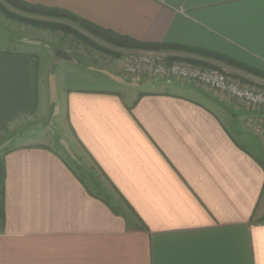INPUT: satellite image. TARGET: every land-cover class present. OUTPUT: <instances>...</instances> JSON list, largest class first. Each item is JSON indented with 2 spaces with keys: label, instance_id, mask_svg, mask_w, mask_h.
Wrapping results in <instances>:
<instances>
[{
  "label": "crops",
  "instance_id": "crops-1",
  "mask_svg": "<svg viewBox=\"0 0 264 264\" xmlns=\"http://www.w3.org/2000/svg\"><path fill=\"white\" fill-rule=\"evenodd\" d=\"M22 1L264 71V0ZM10 11L18 21L0 13V154L10 148L0 264H264V168L238 145L252 131L243 119L262 113L195 83L126 77L100 52L50 61L54 38L41 33L51 30ZM25 116L31 128L8 146L1 132Z\"/></svg>",
  "mask_w": 264,
  "mask_h": 264
},
{
  "label": "trees",
  "instance_id": "trees-1",
  "mask_svg": "<svg viewBox=\"0 0 264 264\" xmlns=\"http://www.w3.org/2000/svg\"><path fill=\"white\" fill-rule=\"evenodd\" d=\"M10 9H15L27 14L43 16L47 18V20H36V19H27V18L23 20L30 24L42 25L52 30H57V31L59 30L63 34H69L75 37L76 39L81 40L85 44L93 47L94 49H97L100 52L104 53L105 55L111 57H115V58L119 57L120 50L123 49H155V50L165 49L170 51L171 50L187 51L205 57L209 60L217 61L223 65H226L227 67H230L237 71H242L246 74L252 75L264 81L263 70L216 51L203 49L199 47H190L181 44H174V43L141 42L133 38L120 35L113 31L99 27L75 15L74 13L64 9L27 3L22 0H0V12L4 14L6 17L17 18L13 14V12L10 11ZM63 21H68L70 23L77 25V27L82 29L86 34L80 31L79 29H77L76 27L69 25L68 23ZM90 36L98 41H101L103 44L95 41ZM188 61L192 62L193 64L216 68L221 72L225 71L221 66L218 65H214V64L211 65L199 60H188ZM226 73L239 79L242 83H246V84L252 83L251 80L238 75L237 72L230 73L226 71ZM238 145L240 148L246 150L264 168V164L261 163L255 157V155L246 145H243L241 141L238 142ZM8 150H10V148L2 152V154H0V225L4 218L3 200H2L3 197L2 181H3L4 171L2 164V156Z\"/></svg>",
  "mask_w": 264,
  "mask_h": 264
},
{
  "label": "built area",
  "instance_id": "built-area-1",
  "mask_svg": "<svg viewBox=\"0 0 264 264\" xmlns=\"http://www.w3.org/2000/svg\"><path fill=\"white\" fill-rule=\"evenodd\" d=\"M170 50L123 49L119 64L129 78L148 80H175L195 83L226 99H235L248 111L264 110V90L242 83L239 79L216 68L175 59ZM252 130L264 144V115L253 118Z\"/></svg>",
  "mask_w": 264,
  "mask_h": 264
},
{
  "label": "rangeland",
  "instance_id": "rangeland-1",
  "mask_svg": "<svg viewBox=\"0 0 264 264\" xmlns=\"http://www.w3.org/2000/svg\"><path fill=\"white\" fill-rule=\"evenodd\" d=\"M25 14L26 15H32V14H27V13H25ZM2 15H3V17H6L4 14H2ZM33 16L34 17L37 16L36 20H40V19H38V15H33ZM6 18L11 19V21H15V22L18 21V20H16V18H10V17H6ZM22 22L24 24L30 25L31 27L32 26L36 27L38 25V24L27 23L24 20ZM63 22H66L69 25H72V26L76 27L77 29H79L80 31H82L83 33H85L82 29L78 28L77 25H75L73 23H70L68 21H63ZM49 30H51V31H43L44 33H41V34L42 35L44 34V37H46V38L48 37L50 41H51V39L53 40V38H54L53 42H55V43L52 46L51 45L49 46L50 49H51V53H50V57H49L50 61H58L57 59H60L59 63H62V61H66V60H69V59L76 60V59H79V58L81 59L83 57L94 58V56H95L94 54H96L97 52H100L99 50L94 49L93 47L85 44L81 40H78V39H76L75 37H73V36H71L69 34H63L59 30L58 31L57 30H52V29H49ZM10 32H15V31H10ZM26 32H28L30 37H32L31 36L32 33H33V35H35V33L37 31H26ZM2 33H5V31L4 32L2 31ZM91 38H93V37H91ZM94 40L99 42V43H101V44H103L101 41H98L96 39H94ZM41 42H44V39H41ZM5 46H7V48H9V49L11 47L20 48V46L12 45V43H7ZM88 46L93 48V49H90ZM4 48H6V47H4ZM95 50H97V51H95ZM100 53H102V52H100ZM97 55L100 56V54H97ZM107 58L108 57H106L105 59H107ZM222 68L225 70V71H223L224 73H226V71H229V72L230 71H235V72H237L238 75H240V76H242V77H244L246 79L251 80L252 83L249 84V85H251L252 87H254V88L258 87V88L263 89V86H264V81L263 80L258 79V78L254 77L252 75L246 74V73H244L242 71L233 70L232 68L227 67V66H223ZM240 104L241 103L238 104V108H241L240 110L245 111L243 105L241 104L242 105L241 106ZM258 112L262 113L260 115H264V110L263 109H261ZM253 118H255V117H253V116L249 117L248 116L247 118L243 119V122H244L243 123V129L247 130L246 132H248L250 130H257V128L253 127ZM21 119L22 120L20 122H18V123H16V121L10 123L1 132L2 133L1 137H2V139L3 138L5 139V143H7L8 146H11V145H14V144L15 145L16 144H21V140L20 139H24L23 137H24L25 133H27L26 130L31 128L29 126H31L30 124L34 122V120L32 118H29L28 116L22 117ZM80 162H81V160H80ZM88 166H89V168H92V164L87 165V167Z\"/></svg>",
  "mask_w": 264,
  "mask_h": 264
},
{
  "label": "water",
  "instance_id": "water-1",
  "mask_svg": "<svg viewBox=\"0 0 264 264\" xmlns=\"http://www.w3.org/2000/svg\"><path fill=\"white\" fill-rule=\"evenodd\" d=\"M241 143L246 145L255 157L264 164V146L257 134L254 132H248L242 138Z\"/></svg>",
  "mask_w": 264,
  "mask_h": 264
}]
</instances>
